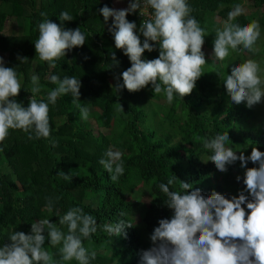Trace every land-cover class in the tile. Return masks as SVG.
I'll return each instance as SVG.
<instances>
[{
    "label": "trees",
    "instance_id": "trees-1",
    "mask_svg": "<svg viewBox=\"0 0 264 264\" xmlns=\"http://www.w3.org/2000/svg\"><path fill=\"white\" fill-rule=\"evenodd\" d=\"M238 1L188 0L197 20L204 11L212 15L211 24H200L210 34V38L205 37L203 48L208 62L192 94L184 98L174 95L172 104H168L166 96L155 95L151 85L135 93L127 89L113 90L114 77L131 64L121 50L115 49L109 26L98 11L105 4L111 7L110 0H0V57L5 66L14 67L22 78L23 89L17 101L28 106L33 74L40 80L38 101H47L48 91L56 87L50 81L51 75L61 79L69 76L81 80L79 103L89 109V119L85 121L72 104L70 94L61 96L54 106L49 105L52 137L57 141L55 147L43 138L29 140L22 130H11L0 145L3 148L0 151V245L15 230L30 232L35 220L49 218L58 224L56 213L63 215L72 207L83 208L96 218L98 225L117 222L122 219L119 212L123 210L126 213L123 219L133 226L126 229L127 238L109 236L98 230L90 240H84V244L97 254L91 264H140L139 251L151 246V242H145V236L158 226L159 219L172 216V210L162 205L166 200L158 188L159 183L176 176L177 185L181 179L192 183L193 188H201L205 195L215 190L229 198L243 189L242 181L236 180L237 175L244 173L239 162L229 166L227 173H221L211 162L208 165L200 160L212 154L203 147V140L225 132L230 136L227 146L234 151L250 155L251 147L259 146L264 152V121L260 122L261 113L257 112L260 109L249 110L244 103H231L221 79L230 74L233 64L253 55L242 51L241 55L215 61L212 54L215 29L221 27V19L227 18L232 5ZM248 1L250 12L246 11L238 22L244 25L258 20L264 34V0ZM225 2L229 3V8ZM62 11L73 17V21H65L63 26L80 27L86 35V44L69 52L56 61L55 68H50L36 55L34 43L39 23L49 19L60 24ZM214 15L218 21L213 19ZM128 19L138 26L141 23L137 14H130ZM114 52L119 66H113ZM158 55L157 47L151 53L146 51L143 58L154 59ZM18 56L28 59L20 62ZM120 83H123L122 76ZM121 105L124 110L117 112ZM109 148L123 153L125 173L115 183L99 163L106 158ZM248 166L255 165L249 162ZM60 171L71 173L72 181L59 176ZM143 190L147 191L150 203L141 211V221L137 222L133 214L138 208L130 197L134 192L144 193ZM48 197L53 200L51 214L45 207ZM140 229L145 230V234ZM45 247L58 251L47 242Z\"/></svg>",
    "mask_w": 264,
    "mask_h": 264
},
{
    "label": "clouds",
    "instance_id": "clouds-1",
    "mask_svg": "<svg viewBox=\"0 0 264 264\" xmlns=\"http://www.w3.org/2000/svg\"><path fill=\"white\" fill-rule=\"evenodd\" d=\"M245 3L232 5L221 27L215 29V61H224L233 52L247 51L253 55L261 52L258 46L260 22L251 20L244 25L238 22V18L246 13ZM125 4L127 7L121 9L105 4L98 10L109 26L115 49L121 50L131 64L114 77L113 90L127 89L135 93L151 85L155 95L163 93L166 96L168 104H172L174 95L184 98L192 94L197 81L205 74L204 66L208 61L203 51L205 29L192 15L188 0H127ZM130 14H137L141 19L139 26L135 21H129ZM59 20L60 24L49 19L39 23V34L34 43L36 55L50 68H55L56 61L72 50L86 44V35L80 27L63 26V22L73 21L69 12L62 11ZM157 47L158 58H143L146 51L151 53ZM17 59L26 62L28 58L18 56ZM112 60L113 66H119L115 52ZM262 65L264 59L249 58L233 64L226 77L220 76L231 103H244L249 110L264 103ZM121 76L123 83H120ZM21 79L15 68L5 66L0 57V145L7 140L11 130H22L29 140L43 138L55 147L57 141L52 137L49 105L54 106L61 96L70 94L81 118L89 119V109L79 103L80 79L51 75L50 81L56 87L48 91L47 101H38L36 94L41 91L40 80L33 74L28 90L32 95L27 107L16 99L23 89ZM116 110L120 112L124 108L121 105ZM263 121L264 114L261 113L260 122ZM229 140V132L204 139L203 147L212 154L200 160L208 165L211 162L221 173H227L229 166L239 162L244 173L237 175L236 180L242 181L243 189L229 198L215 190L205 195L201 188H193L192 183L181 179L177 185L176 176L169 177L166 183H159L158 188L166 200L162 205L172 210V216L159 219L158 226L145 236V242H151V246L139 251L140 264H264V152L259 146L251 147L250 155L245 151H234L227 146ZM105 156L99 163L109 173L110 180L118 182L125 173L123 153L109 148ZM249 162L255 166L249 167ZM58 175L70 182L73 179L71 173L64 171ZM145 195L149 198L147 191ZM46 199L45 207L51 214L53 200L51 197ZM149 203L143 205V212ZM56 215L59 226L52 219L42 218L31 223L28 233L18 230L9 233L7 241L0 245V264H70L72 261L91 264L97 254L85 246L84 240H90L98 230L109 236L127 238L126 229L133 227L123 219L126 215L123 210L119 212L122 219L100 225L81 207H72L65 214L57 212ZM140 231L145 234V230ZM46 242L58 251L46 248Z\"/></svg>",
    "mask_w": 264,
    "mask_h": 264
},
{
    "label": "rangeland",
    "instance_id": "rangeland-1",
    "mask_svg": "<svg viewBox=\"0 0 264 264\" xmlns=\"http://www.w3.org/2000/svg\"><path fill=\"white\" fill-rule=\"evenodd\" d=\"M238 1V0H237ZM127 2V1H126ZM226 3V2H225ZM237 3V2H236ZM238 3H240L239 1H238ZM242 3H245V0H243L242 1ZM226 5H227V8H229V3H226ZM245 6H246V11L247 12H250L249 11V1L248 0H246V3H245ZM111 7L112 8H117V9H121V8H126L127 6L125 5V4H121V5H119L118 3H116V1L115 0H112V2H111ZM264 8V7H263ZM252 9V8H251ZM263 9H261L260 11H262ZM201 15H203L202 17H200L199 19H198V22L200 23V24H204V23H207V24H211V13L210 12H208V11H204L203 13H201ZM213 19L215 20V21H218L219 19H218V17L216 16V15H214L213 16ZM222 20V19H221ZM223 21V20H222ZM205 34H206V37L207 38H210V34L208 33V32H205ZM261 35H264V34H262V32H261ZM258 43H260V49H261V52L258 54V55H253L252 56V59H257V60H262V59H264V37H262L261 36V39H260V41H258ZM207 45H209V42L207 43ZM211 52V51H210ZM212 53V52H211ZM243 53V52H242ZM213 54V53H212ZM236 54H239V55H241V52H233V53H231L230 54V57L232 56V55H236ZM250 58V55H248L247 56V59H249ZM262 66H264V65H262ZM257 109H260L262 112H259V111H257L258 113H262V114H264V105H263V103L262 104H260V105H257V106H255ZM215 179V178H214ZM217 180H218V176H217ZM144 193H142V194H140V193H133L132 195H131V197H130V200L134 203V206H138V209H134V214H133V216H134V218L136 219V221L137 222H139L140 221V213H141V211H142V209H143V205H145V206H147V204H148V202H149V198H147L146 197V195H145V190L143 191Z\"/></svg>",
    "mask_w": 264,
    "mask_h": 264
},
{
    "label": "crops",
    "instance_id": "crops-1",
    "mask_svg": "<svg viewBox=\"0 0 264 264\" xmlns=\"http://www.w3.org/2000/svg\"><path fill=\"white\" fill-rule=\"evenodd\" d=\"M116 1V3H118L119 5H121V4H125V2L127 1V0H122V2H117V0H115ZM126 5V4H125Z\"/></svg>",
    "mask_w": 264,
    "mask_h": 264
},
{
    "label": "built area",
    "instance_id": "built-area-1",
    "mask_svg": "<svg viewBox=\"0 0 264 264\" xmlns=\"http://www.w3.org/2000/svg\"><path fill=\"white\" fill-rule=\"evenodd\" d=\"M138 14V16L141 18V19H143L140 15H139V13H137ZM146 18V17H145Z\"/></svg>",
    "mask_w": 264,
    "mask_h": 264
}]
</instances>
